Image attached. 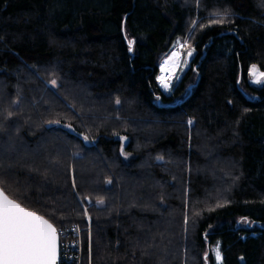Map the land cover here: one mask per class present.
Returning <instances> with one entry per match:
<instances>
[{"label": "trees", "instance_id": "16d2710c", "mask_svg": "<svg viewBox=\"0 0 264 264\" xmlns=\"http://www.w3.org/2000/svg\"><path fill=\"white\" fill-rule=\"evenodd\" d=\"M188 34L164 91L160 60ZM252 64L264 0H0V186L81 228L61 264H264Z\"/></svg>", "mask_w": 264, "mask_h": 264}, {"label": "snow or ice", "instance_id": "6c2138e0", "mask_svg": "<svg viewBox=\"0 0 264 264\" xmlns=\"http://www.w3.org/2000/svg\"><path fill=\"white\" fill-rule=\"evenodd\" d=\"M226 15L228 14L225 13L220 19L212 22L223 23ZM133 43L134 41H129V51L132 50ZM179 46L184 47L183 44ZM180 55L179 51H174L159 65L160 75L156 76V81L164 91H171L172 81L179 79L176 69L181 63H186L180 59ZM187 56H192V50L188 51ZM248 74L252 83L264 85V71L259 70L256 64L249 66ZM50 83L52 87H57L56 80ZM116 103L120 104V100L117 99ZM49 123L60 124V121H49ZM65 127L71 128V125H65ZM83 142L85 145L90 143L89 137L84 136ZM74 155L79 156L80 153ZM107 183L111 184V180ZM73 186H75V180H73ZM103 203L102 199L97 201L99 205ZM85 215H87L86 209ZM185 220L187 222V217ZM89 254H91L90 239ZM59 255L58 230L54 224L44 216L10 199L0 190V264H57ZM217 259H220L219 252H217Z\"/></svg>", "mask_w": 264, "mask_h": 264}, {"label": "rangeland", "instance_id": "374dc122", "mask_svg": "<svg viewBox=\"0 0 264 264\" xmlns=\"http://www.w3.org/2000/svg\"><path fill=\"white\" fill-rule=\"evenodd\" d=\"M215 16H216V14H215ZM218 16H219V15H218ZM193 25L195 26V23H194ZM191 32H192V31H191ZM191 32H190V33H191ZM178 42H179V43H178ZM180 44H183L184 47L181 48V47L179 46ZM189 50H191V45H190L189 34H188L187 37H184V38H178V39L176 40V43L174 44L172 50L169 51L167 54H165V55L161 58L160 63L163 62L166 58H168V57L172 54V52H174V51H179L180 54H181V55H180V59H181V60H184ZM184 67H185V63H181V64L178 66V68L176 69V75H177L178 72H179L181 69H183ZM257 67H258V65H257ZM258 69L261 70L259 67H258ZM261 71H264V70H261ZM159 75H160V72H159ZM172 83H173V81H172ZM253 84H254V83H253ZM255 85H257V84H255ZM258 86H260V85H258ZM66 227H70V226H61L60 228H58L59 233H61V235H62L66 240L72 241L73 238H74L73 231L71 230L69 233L66 232ZM67 229H69V228H67ZM77 231H78V230H77ZM80 231H81L80 234H81V240H82V230H80ZM71 245H72V244H70V247H71ZM217 252H219V254H220V259H219V260L217 259V260H218V261H222V255H221V252H220L219 246H216V247H215V255H216V258H217Z\"/></svg>", "mask_w": 264, "mask_h": 264}, {"label": "built area", "instance_id": "2783aa9c", "mask_svg": "<svg viewBox=\"0 0 264 264\" xmlns=\"http://www.w3.org/2000/svg\"><path fill=\"white\" fill-rule=\"evenodd\" d=\"M69 228V229H67ZM73 231L74 238L72 241L66 240L61 233H59V261L60 264L62 261L70 262L74 260V258L77 256V254H81L82 251V240H81V234L80 230L81 228L76 226H70L66 227V232ZM78 230V231H77ZM70 244L71 247H70ZM76 251L78 252L76 254Z\"/></svg>", "mask_w": 264, "mask_h": 264}, {"label": "water", "instance_id": "95a60500", "mask_svg": "<svg viewBox=\"0 0 264 264\" xmlns=\"http://www.w3.org/2000/svg\"><path fill=\"white\" fill-rule=\"evenodd\" d=\"M0 190H2L4 193H5V195H7L10 199H13V200H15L16 202H18V203H20L18 200H16V199H14V198H12L1 186H0ZM23 207H25V208H27L28 210H30V211H33V212H35L36 214H38V215H42V216H44L43 214H41V213H39V212H37V211H35V210H32V209H30V208H28V207H26L25 205H23L22 203H20ZM46 219H48L46 216H44ZM50 220V219H49ZM50 222H52L51 220H50ZM53 223V222H52ZM54 224V223H53ZM54 226L57 228V226L54 224ZM57 230H58V228H57ZM58 243H59V230H58ZM57 264H60V261H59V259H58V261H57Z\"/></svg>", "mask_w": 264, "mask_h": 264}]
</instances>
